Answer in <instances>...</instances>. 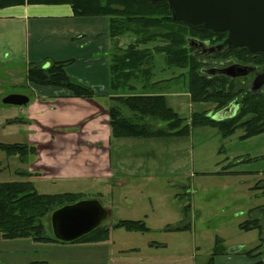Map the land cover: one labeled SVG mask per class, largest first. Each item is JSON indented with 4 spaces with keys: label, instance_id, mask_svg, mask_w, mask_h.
Masks as SVG:
<instances>
[{
    "label": "rangeland",
    "instance_id": "obj_1",
    "mask_svg": "<svg viewBox=\"0 0 264 264\" xmlns=\"http://www.w3.org/2000/svg\"><path fill=\"white\" fill-rule=\"evenodd\" d=\"M142 38L128 34L116 41L115 46L126 49L131 42ZM167 45L163 39H157L146 47L153 51L155 60L151 81L142 74L141 82L131 81V85H137L136 90L115 94L139 95L159 82V87L151 92L166 96L168 105L184 120L183 127L197 113L214 119L219 112L217 104L192 102L188 92L189 70L169 67L166 56L155 50ZM236 57V54L227 56L226 64H254ZM208 60L198 59L201 68L207 67ZM252 79V76L240 78L234 81V86L228 84L226 90L231 92L233 87L241 96L243 90L251 89ZM26 86L27 70L22 64L0 63L2 143L27 145L26 128L11 127L9 120H5V117L14 119L12 112L16 107L5 105L3 101L8 96H1L13 90L24 91ZM256 93L264 94V89ZM147 123L149 127V120ZM152 126L168 128V123L157 121ZM244 135L245 131L238 129L226 138L218 128L208 126L192 128L187 136L117 141L112 151L113 165L115 171L121 167L123 174L105 182L53 184L37 176L23 178L12 166L10 171L0 173V182L29 181L39 194L71 193L80 194L85 200L98 199L104 208L112 211L105 226L143 221L146 230L114 229L109 240L98 243L48 246L32 239H3L0 264H210L212 253L219 245L228 256L241 258L242 262L246 259L251 264L261 261L264 264V216L260 212L264 209V193L256 189L258 184L264 185V134L247 139H243ZM3 156L5 153L1 151L0 161H4ZM23 163L18 157V172L27 171ZM256 218L261 219V229H241V224ZM48 233H51L49 228ZM258 247L259 251L248 255ZM97 251L102 253L98 258Z\"/></svg>",
    "mask_w": 264,
    "mask_h": 264
},
{
    "label": "trees",
    "instance_id": "obj_2",
    "mask_svg": "<svg viewBox=\"0 0 264 264\" xmlns=\"http://www.w3.org/2000/svg\"><path fill=\"white\" fill-rule=\"evenodd\" d=\"M22 5H70L76 16H106L110 18L111 37L115 42L128 34L143 36L142 39L131 42L126 49L115 46L112 65L113 91L136 90L137 85H131V81L141 82L142 74L151 81L155 60L153 51L146 47L157 39H163L168 45L156 47L155 50L166 56L169 67L189 70L188 92L194 104L215 103L218 105L217 111L220 112L237 101L239 103L237 113L232 118L216 121L206 114L197 113L183 127L184 120L168 105L166 96L151 92L159 87V82L153 83L148 91L145 90L139 95L112 98L113 105L109 109V115L115 139L187 136L192 128L208 126L218 128L226 138L231 137L238 129L245 131L243 139L264 134V94L243 90L242 95L238 96L239 93L234 91L233 87H230L231 92L226 90L228 84L234 86L233 80L204 74L198 58L194 57L187 47V38L194 36V32L187 24L172 18L168 2L154 4L149 0H0V10ZM235 54L243 61L251 60L259 67L264 66V53L254 55L247 48H241ZM249 55H254V59H249ZM67 66L66 62H52L48 68L40 64H31L27 78L36 85L64 89L74 98L95 99L97 97L95 90L71 79L67 73ZM157 121L168 123V128L156 129L152 125ZM0 151L11 156L17 155L23 162L31 155L37 154L35 147L18 144L0 143ZM20 174L23 177L31 175L26 172ZM259 185L256 189H262L264 193V185ZM82 199L80 194H39L34 184L29 181L0 183V234L7 241L32 239L43 244L60 243L54 239L52 233H48V228L51 230L49 217L56 209ZM261 211L264 216V209ZM240 227L246 231L261 229V219L249 220ZM118 228L145 231L146 225L143 221H121L111 226L103 225L75 243L107 241L111 231ZM260 247L248 255H253ZM221 248L219 245L215 249L210 264H215V257L224 253Z\"/></svg>",
    "mask_w": 264,
    "mask_h": 264
},
{
    "label": "crops",
    "instance_id": "obj_3",
    "mask_svg": "<svg viewBox=\"0 0 264 264\" xmlns=\"http://www.w3.org/2000/svg\"><path fill=\"white\" fill-rule=\"evenodd\" d=\"M115 43L110 18L76 16L70 5H22L0 10V63H20L28 71L31 64L48 68L52 62H66L71 79L97 93L93 100L74 98L64 89L36 85L27 78L26 90L1 94L29 98L23 107L12 105L16 107L14 119L5 117L11 127L23 125L26 144L37 149V154L23 163L26 173L31 174L26 179L37 176L53 184H76L110 181L123 174L121 167L115 171L112 154L115 143L123 139L113 137L109 115L112 98L121 96L112 88ZM3 157L0 173L10 171L12 166L17 175L23 173L17 171V155L5 153ZM12 182L18 181L0 183ZM53 244L58 243L45 245ZM95 254L98 258L102 253ZM216 261L251 264L226 252Z\"/></svg>",
    "mask_w": 264,
    "mask_h": 264
},
{
    "label": "water",
    "instance_id": "obj_4",
    "mask_svg": "<svg viewBox=\"0 0 264 264\" xmlns=\"http://www.w3.org/2000/svg\"><path fill=\"white\" fill-rule=\"evenodd\" d=\"M154 4L168 2L172 18L191 28H203L216 33H228L226 44L230 48H247L251 53H264V0H149ZM256 72V68L234 64L225 69H210V77L226 76L230 79L245 78ZM264 87V69L253 82L257 92ZM6 105L23 107L29 98L10 95L3 101ZM235 108L238 102L235 103ZM235 116L232 106L215 116L222 121ZM112 217V211L103 207L98 199L80 200L62 206L49 217L51 232L55 240L64 244L75 243L94 233Z\"/></svg>",
    "mask_w": 264,
    "mask_h": 264
},
{
    "label": "flooded vegetation",
    "instance_id": "obj_5",
    "mask_svg": "<svg viewBox=\"0 0 264 264\" xmlns=\"http://www.w3.org/2000/svg\"><path fill=\"white\" fill-rule=\"evenodd\" d=\"M191 30L194 32V36H189L187 38V47L192 52V55L194 57H196L198 59H202V58L209 59L208 61H206V64H205V66H207V67H204L202 69V72L204 74L207 75V73H206L207 70L214 69V68L225 69V68L230 67L234 64H242V65L251 66V67L256 68V72L245 77V78L250 79L251 76L253 77V79L251 81V89L253 90V82H254L255 78L257 77V75L259 73L263 72L264 66L259 67L255 64H251V63L245 64L242 62L226 64V62H229V59L227 58V56L231 55V57H232V55L235 54V52L239 50V48L238 49L230 48L229 45L226 44V41L228 38V33H216V32L206 30L203 28H200V29L191 28ZM205 36H208V37L205 38ZM254 55H249L248 56L249 59H254ZM220 57L221 58L226 57V58L219 60ZM236 58H238V57H236ZM211 64H213V66H211ZM223 77L226 79H229V80H233V79H230L226 76H223ZM237 80L238 79H235L233 81H237ZM262 89H264V87ZM234 105L235 104H233V106H232L233 109L235 108Z\"/></svg>",
    "mask_w": 264,
    "mask_h": 264
}]
</instances>
